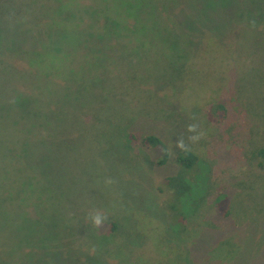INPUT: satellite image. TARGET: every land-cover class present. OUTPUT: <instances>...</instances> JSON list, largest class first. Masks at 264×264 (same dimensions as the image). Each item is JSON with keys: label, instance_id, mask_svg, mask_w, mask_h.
<instances>
[{"label": "rangeland", "instance_id": "374dc122", "mask_svg": "<svg viewBox=\"0 0 264 264\" xmlns=\"http://www.w3.org/2000/svg\"><path fill=\"white\" fill-rule=\"evenodd\" d=\"M235 9L0 0V264H264V23Z\"/></svg>", "mask_w": 264, "mask_h": 264}, {"label": "trees", "instance_id": "16d2710c", "mask_svg": "<svg viewBox=\"0 0 264 264\" xmlns=\"http://www.w3.org/2000/svg\"><path fill=\"white\" fill-rule=\"evenodd\" d=\"M233 6L236 7L235 13L237 14V16L238 15L243 16L246 13L247 15L258 17V20L255 21V23L258 26V31L261 30V27L263 26V23H264V0H233ZM220 8H221V6L218 7V9H220ZM259 8H261V9H259ZM248 24L250 25V22ZM204 37H205L204 35H201V41H198L197 44H196V42H192V45H199L200 43H202V40ZM233 38H234V35L231 34L226 39V41H228V42L232 41L233 42V41H235V40H232ZM215 43L216 44H213V45H216L217 47H219V45L221 44L220 42H219V45L217 42H215ZM224 44H225V42H224ZM243 48H246V47L243 46ZM215 104L217 107L215 110L218 111V116L214 118V122L216 124H219L221 122H225L226 117H227V111L223 105V102L219 101ZM144 139L146 141H149L151 139L155 143H157L159 146L162 145L161 139H159L157 137H153L151 135H146L142 140L143 142H144ZM257 155L264 157V150L262 149V150L258 151ZM196 157H197L196 154L193 153L192 151H189V150L184 151L177 156L178 160L180 161V164H182L185 167L191 166L196 161V159H197ZM6 162H9L11 164L14 163L13 161H10V160H8ZM116 226H117L116 223H111L109 231L114 232L116 229ZM4 262H5V260H4Z\"/></svg>", "mask_w": 264, "mask_h": 264}, {"label": "clouds", "instance_id": "9594fccd", "mask_svg": "<svg viewBox=\"0 0 264 264\" xmlns=\"http://www.w3.org/2000/svg\"><path fill=\"white\" fill-rule=\"evenodd\" d=\"M187 132L196 133L195 135H191L188 137V139L192 143L198 142L202 138V136L204 135L202 132H197V125L194 123L188 125ZM175 147L181 151H188V147H187L185 140L183 138H179L175 142ZM105 182L107 184H111L113 181L109 178ZM88 218H89L91 224L97 228L102 227L105 224V221L107 220V216L104 213H102L100 210H97V209L91 210L89 212Z\"/></svg>", "mask_w": 264, "mask_h": 264}]
</instances>
